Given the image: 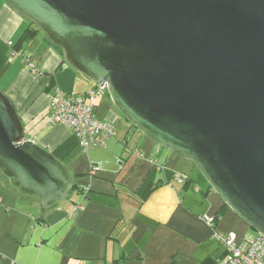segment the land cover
I'll return each mask as SVG.
<instances>
[{"label":"water","instance_id":"1","mask_svg":"<svg viewBox=\"0 0 264 264\" xmlns=\"http://www.w3.org/2000/svg\"><path fill=\"white\" fill-rule=\"evenodd\" d=\"M65 61L106 84L142 134L189 159L264 235V0H5ZM0 171L49 208L74 177L27 139L0 90Z\"/></svg>","mask_w":264,"mask_h":264},{"label":"crops","instance_id":"2","mask_svg":"<svg viewBox=\"0 0 264 264\" xmlns=\"http://www.w3.org/2000/svg\"><path fill=\"white\" fill-rule=\"evenodd\" d=\"M27 29L34 35L15 49ZM95 84L28 18L0 0V90L27 139L61 161L78 185L42 208L0 171V264H219L222 247L202 217L220 214L214 229L238 238L251 229L225 207L192 161L137 130L107 92L95 101L97 119L114 130L103 145L81 152L68 127L49 122L55 89L83 93ZM91 165L99 167L92 177Z\"/></svg>","mask_w":264,"mask_h":264},{"label":"built area","instance_id":"3","mask_svg":"<svg viewBox=\"0 0 264 264\" xmlns=\"http://www.w3.org/2000/svg\"><path fill=\"white\" fill-rule=\"evenodd\" d=\"M9 44H11L9 42ZM13 54H15L13 52ZM29 68H33L28 63ZM96 83L83 93L64 92L55 89L48 101V120L52 125H64L75 135L78 147L85 152L94 144L103 145L104 141L114 136L113 127L106 121L97 119L95 101L99 95L107 92L106 84ZM136 156L141 155L136 152ZM99 167L91 165L90 177L97 174ZM185 176H178L177 181L183 183ZM87 190V188H86ZM80 208L79 203L74 209ZM212 230V238L220 243L222 256L219 264H264V235L258 232L247 233L238 238L234 232L220 233L214 229L216 216H203Z\"/></svg>","mask_w":264,"mask_h":264},{"label":"trees","instance_id":"4","mask_svg":"<svg viewBox=\"0 0 264 264\" xmlns=\"http://www.w3.org/2000/svg\"><path fill=\"white\" fill-rule=\"evenodd\" d=\"M34 33H35L34 29H27L25 32H23V34L20 36V38L18 39V41H17V43L15 45V49L19 48L24 41L30 39L34 35ZM73 177H75V175H73ZM185 182H186V180L184 181V183ZM77 187H78V185L76 183H74L71 191L76 189ZM225 207H226V205H225ZM221 212H222V210H221ZM215 216H216V222H217L218 218L221 217V216H220V214H217ZM216 222H215V226H216Z\"/></svg>","mask_w":264,"mask_h":264},{"label":"rangeland","instance_id":"5","mask_svg":"<svg viewBox=\"0 0 264 264\" xmlns=\"http://www.w3.org/2000/svg\"><path fill=\"white\" fill-rule=\"evenodd\" d=\"M250 232H251V233H255V231H254V230H252V229L250 230Z\"/></svg>","mask_w":264,"mask_h":264}]
</instances>
